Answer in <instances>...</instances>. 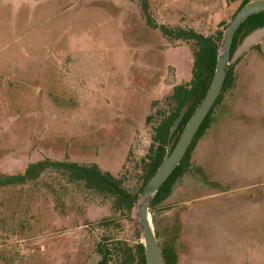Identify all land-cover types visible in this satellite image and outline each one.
Here are the masks:
<instances>
[{
	"label": "rangeland",
	"instance_id": "1",
	"mask_svg": "<svg viewBox=\"0 0 264 264\" xmlns=\"http://www.w3.org/2000/svg\"><path fill=\"white\" fill-rule=\"evenodd\" d=\"M240 2L148 0V10L157 25L208 36ZM192 52L148 27L138 0H0V174L45 159L96 164L137 199L140 160L166 98L191 79ZM231 66L189 168L151 214L176 264H264V41ZM133 234L112 199L59 173L0 187V264H97L102 236Z\"/></svg>",
	"mask_w": 264,
	"mask_h": 264
},
{
	"label": "trees",
	"instance_id": "2",
	"mask_svg": "<svg viewBox=\"0 0 264 264\" xmlns=\"http://www.w3.org/2000/svg\"><path fill=\"white\" fill-rule=\"evenodd\" d=\"M146 25L160 31L163 37L169 41H182L193 45L191 79L188 83L180 84L172 89V93L166 98L169 109L157 120L153 128V137L148 149V154L142 158V188L153 175L163 156L176 142L184 125L192 115L195 107L205 95L215 69L218 49L222 41L226 26L217 30L214 34L204 36L193 29L169 28L164 25H157L148 10V0H138ZM250 0H241L235 13ZM234 13V15H235ZM233 15V16H234ZM233 18V17H232ZM264 25V12L247 18L237 30L231 46V53L235 50L241 40L252 30ZM259 45L253 48H258ZM239 61V60H238ZM233 66L229 67L225 82L220 95L213 108L205 118L196 133L187 153L180 165L174 170L167 181L160 187L155 197L149 204V211L153 214L159 209L162 203L171 195L175 183L190 166V155L199 139L207 130L214 108L222 101L223 94L231 86ZM184 115L178 127L169 139V130L181 112ZM152 117H147L149 122ZM48 171L61 174L67 182L80 185L88 191L97 195L112 199L113 208L120 218H128L134 226L133 243L129 240H111L108 236H102L96 245V253L99 256L97 264H145V251L140 242L141 232L139 225L131 219L132 210L135 208L136 196L131 195L123 187L122 180L108 172L102 171L96 164L81 165L68 161H51L45 159L27 165L22 173L14 175L0 174V187L13 185H24L34 182ZM111 221L103 225L109 228ZM157 232V237H158ZM162 257L165 264H176L177 254L173 248H163Z\"/></svg>",
	"mask_w": 264,
	"mask_h": 264
},
{
	"label": "water",
	"instance_id": "3",
	"mask_svg": "<svg viewBox=\"0 0 264 264\" xmlns=\"http://www.w3.org/2000/svg\"><path fill=\"white\" fill-rule=\"evenodd\" d=\"M261 12H264V0H250L235 13L228 23L223 33L220 48L218 49L212 79L205 95L195 107L176 142L172 148L167 150L157 169L136 199V221L141 232L140 242L145 251V264H165L162 257V248L159 245L155 226L153 224V218L149 211V204L160 187L180 165L196 133L220 95L229 67L254 46L264 41L263 25L248 33L237 45L233 53H231L233 39L239 27L247 18ZM183 115L184 111L179 114L171 126L169 130V139L181 122Z\"/></svg>",
	"mask_w": 264,
	"mask_h": 264
}]
</instances>
